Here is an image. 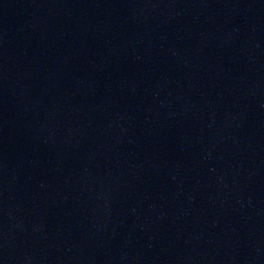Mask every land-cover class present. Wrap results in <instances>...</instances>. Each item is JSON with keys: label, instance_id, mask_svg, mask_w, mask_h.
Returning a JSON list of instances; mask_svg holds the SVG:
<instances>
[{"label": "water", "instance_id": "1", "mask_svg": "<svg viewBox=\"0 0 264 264\" xmlns=\"http://www.w3.org/2000/svg\"><path fill=\"white\" fill-rule=\"evenodd\" d=\"M0 264H264V0H0Z\"/></svg>", "mask_w": 264, "mask_h": 264}]
</instances>
